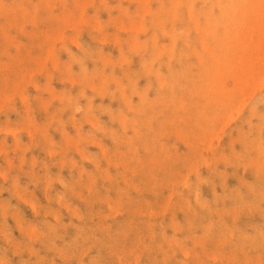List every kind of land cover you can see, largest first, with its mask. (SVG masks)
Wrapping results in <instances>:
<instances>
[{
    "label": "rangeland",
    "instance_id": "rangeland-1",
    "mask_svg": "<svg viewBox=\"0 0 264 264\" xmlns=\"http://www.w3.org/2000/svg\"><path fill=\"white\" fill-rule=\"evenodd\" d=\"M0 1V264H264V74L261 73H264V70L261 71L264 68L262 63L264 60V54H262L264 51L262 49L264 47L262 44L264 43V10H261L264 6V0H255V2L252 0L253 3L250 0L248 2L247 0H222V4L227 1V3L224 2L225 7H223L224 4L221 5V2H216L219 0H214V2H212L213 0H196L192 4L195 13L190 10L191 8L189 9L193 0H181L182 3L179 0H147V2L145 0H104L105 2L103 0ZM81 2H83V7ZM175 2L178 6L176 10H174ZM141 3L145 6L146 3L149 4L146 8L143 6L144 11ZM210 3H214L211 8H209ZM240 6L242 11L244 10L243 12L246 8L245 13L241 11ZM81 8H85V10L81 11ZM157 8L158 10L162 9L158 11ZM257 8L259 11L261 10V13ZM163 9L168 11L164 10V12ZM187 9L190 10L191 14ZM210 9L214 11V15L211 14L213 12L209 15L208 13L203 14L204 10L209 12ZM154 11L158 12L154 13ZM137 12L141 14H136ZM147 12H151V14ZM173 12L174 15L177 12L178 17L177 15H175L176 18L173 17ZM192 14L193 17H191ZM216 14H221V16L218 15V17ZM81 16L83 21L78 22L77 19L79 20ZM209 16L211 17L209 18ZM158 17L164 19H162L161 24V18L159 20ZM236 17L242 18L237 19ZM171 18L177 20L173 21ZM194 18L199 19L198 25L203 26L204 24V26H198L196 24L198 20H194ZM234 18H236L235 21ZM205 19L208 21L207 24ZM215 19L218 20L216 23ZM223 19L224 21H222ZM256 19L260 20L259 24ZM73 20H76L75 23H71ZM133 20L135 21L134 25L129 24L130 22L133 23ZM138 21L144 23L141 22L140 25ZM256 21L261 27L257 26ZM136 22H138L139 27L141 26L142 31L139 28L137 30ZM210 22L214 28H210ZM252 22L256 25L253 28L258 31V34L252 27L249 28V31L253 29L254 33L251 32L254 35L248 31V27L253 25ZM76 23L78 25H74ZM237 23L238 26H236ZM142 25L146 27L143 28ZM163 25L166 31H163L164 34L159 27H163ZM244 25H249L246 27L247 30ZM72 26L73 29H71ZM188 26L190 27L188 28ZM221 26L226 32L222 31ZM197 27L208 28L205 29L206 32L209 31L208 35L205 36L204 29L198 31ZM175 28L179 32L174 31ZM143 29L146 32H143ZM188 29L190 32L187 31L186 33ZM258 29L263 31L259 32ZM167 31H169V35ZM237 31L238 34L240 33L238 37ZM243 31L250 33L247 32L249 38H246L247 33L245 36ZM211 32L213 34L218 33L214 34V36L216 35L214 37L211 36ZM220 32H223L224 35L219 34ZM229 32L232 33L229 34ZM134 33L136 34L133 35ZM242 33L245 37H242ZM61 34L64 35V40L61 38ZM152 34L157 35V43L156 41L153 42L156 40V36ZM170 35L176 42H174L173 48L169 44L174 41ZM174 35H178V39ZM200 35L202 41L204 39L205 41H201ZM185 36L187 39L184 38ZM219 36L223 37L220 39ZM234 36L237 39H233ZM154 37L155 39H153ZM256 37H259L260 41ZM116 38L120 39L121 42L120 40L116 42ZM223 38V43L218 41V39L222 40ZM213 39L218 41L220 48L223 45L225 51L223 48H218ZM225 39L228 41L226 45ZM238 39L239 42L247 39L248 45L245 41H241L245 46L241 43L239 45L238 41L235 43V40ZM254 39L256 40L254 41ZM133 40L137 41V44ZM200 42L204 44V47L214 48L206 50ZM255 42L257 44L261 42L260 46L262 47L253 44ZM229 43H231L230 47ZM232 43H235L234 48ZM163 44H166V47H162ZM134 46L135 48H144H141L142 50L136 48V52ZM155 46L156 48H153ZM238 46L241 48L238 49ZM251 46L255 48L253 51H251ZM159 47L166 49L162 51ZM235 47L239 53H241L240 49L243 51L242 53H245V48L246 51L250 48V53L249 50L245 53L249 54L247 57L253 55L259 57V54H262V58L259 57L262 60L259 58L256 60L252 57L258 62L253 60L256 65L255 68L253 63L250 64L252 61L250 58L237 53L238 56L243 57V62H241L242 57L240 56L241 58H237L238 61L236 59L232 63L233 55L235 58L237 56L236 51H234ZM49 49L54 50L50 52ZM193 49L199 50L200 54L192 53ZM256 49H259L260 53ZM169 50L171 52H167ZM47 51L51 54L50 57ZM158 51L162 52L158 53ZM226 51L228 52L227 57L225 56L227 55L225 54ZM185 52L186 55H183ZM220 52L225 59L224 57L221 58V55L216 58ZM251 52L255 54L252 55ZM121 53H123V57H120L122 56ZM157 53L161 56H157ZM209 53H211L210 56ZM198 55L205 56L204 61L201 60L203 63L199 61V58H202H198ZM178 56H182L181 59ZM152 57L157 60H153ZM219 57L222 60L220 64L224 63L225 67L224 65H217L216 61L219 62ZM144 60L146 63L143 62ZM227 60H230V65H228ZM245 60L250 62L249 65L247 64L248 61ZM236 62L238 63L236 64ZM244 62L245 65L247 64L246 67L250 66L247 70L243 65L242 68L239 67ZM261 63L260 69L258 64L261 65ZM201 64L202 66H200ZM203 65H206V68ZM147 66L148 68H146ZM170 66L173 72H171ZM38 67L41 68L38 69ZM150 67L152 72L149 70V73L146 72ZM233 67L234 77L232 76ZM156 68L160 69L164 75L161 73L160 76L157 75L153 70ZM238 68L242 72L239 73L238 79L240 80L239 77L243 75L244 77L241 78L243 81L246 79L247 82L241 81L240 83L238 80L236 82ZM243 68L249 78L253 77L254 74V79L260 75L263 76L262 82L259 80L260 85L257 84L260 83L257 79L253 81L251 78V81L256 82V86L258 85L257 89L256 86L250 87L255 84L248 81L249 79L243 74L245 72ZM250 68L252 73L255 72L254 69L257 71V68L260 72L257 71L251 75L249 73ZM95 69L98 71L97 73ZM201 69L202 72H200ZM203 69L207 74L205 76H203ZM216 69H220L217 71L221 72V76L219 72L217 75L215 74ZM182 70L184 71L182 72ZM207 70L210 71L211 76H215V78L213 76L214 79ZM26 71L27 73H25ZM228 71V74H232L231 76H228ZM157 72L159 73V71ZM180 72L183 75L179 74ZM101 73L102 75H100ZM222 74L226 75L227 79L223 76L221 80ZM218 75L220 77H217ZM206 76H209L210 79ZM158 78L159 80H157ZM163 79L167 81L164 83ZM231 79L233 81L235 79L233 84L236 85V90ZM160 82L163 84L160 85ZM217 82L220 84L224 82L221 84V88ZM237 83L241 85L242 89L238 87ZM147 84L150 86L146 87ZM217 84L219 87H216ZM242 84L247 87L242 86ZM91 85L95 88H91ZM117 85L122 86L121 88L118 86V91ZM207 85L208 87L204 88ZM226 85L229 88L232 86L229 92L226 93V89L221 92V89L225 88ZM123 86H125V94L124 90L122 91ZM210 86L211 88H209ZM100 87L102 89L107 88L105 89L107 93H105L106 91L100 93L102 91ZM133 88L137 91H134L135 89L134 92L131 91ZM246 88L248 91L253 90L249 93ZM197 89H202L199 90L200 95ZM243 89L244 94L242 95ZM20 90H23V93L19 94ZM139 91L141 94L142 91L143 93L148 92L147 95L146 93L143 94V96L145 95L143 97L140 93H136ZM202 91L203 97H208H205V100L200 97ZM215 91L216 94H214ZM207 92H211L215 96L206 95ZM59 94L64 96H60V98L58 97ZM123 94L124 96H122ZM171 94L174 95L171 97L174 101L169 99ZM22 95H24L26 102L23 97L21 101ZM222 95L224 96L223 99L220 98ZM226 95H229L230 102L228 101L229 98H225ZM70 96L71 100H69ZM217 96L220 99L216 100L215 97ZM233 96L235 100H233ZM239 96H241L240 102L238 101ZM89 98L90 102L88 101ZM144 98L149 101L144 100ZM126 99L130 107L125 105L126 101L124 100ZM224 99H227V103H229L227 104ZM194 100L196 101L194 102ZM182 101L184 102L183 105ZM49 102L50 105H47ZM172 103L178 108L180 106V109H176ZM86 105L91 109H86ZM132 106H137V108ZM228 106L232 107L233 110L230 111ZM77 107L80 109L78 110ZM196 107L199 109L198 113L204 110V112H200L201 114L199 113L200 116L196 112ZM222 107L224 111H222ZM75 109L76 111H74ZM214 109L216 110L214 111ZM206 110L208 111L206 112ZM119 111L124 114L123 116L127 115L125 116L127 118L120 115ZM137 112L140 113L137 114ZM229 112L230 114L232 112L231 115L233 116L228 114ZM214 115L219 120L224 116L222 118L224 121L218 120L219 123H217ZM228 115L231 116H229L230 119L226 118ZM210 116H213V120L217 121H213L216 125L211 123L212 120L210 119L212 118ZM218 116L219 118H217ZM147 117L151 120L150 126ZM122 119L123 121H121ZM136 120L137 122H135ZM123 122H126V124L124 123L125 127L128 126L127 129L124 124L121 125L125 128L126 133L124 128L120 126ZM210 123L212 127L208 125ZM132 125L137 128L140 126L137 129L138 132L134 130L136 128ZM200 125H203L204 130L205 127L207 130L209 126L208 130L212 132V135L211 133L207 134L206 130L203 131L205 133L203 135ZM191 128L194 131L190 130ZM211 128L215 129L212 130ZM176 129L182 131H177V133ZM208 130L207 132H210ZM160 131H164V135ZM213 131L216 132L215 135ZM183 133H186L187 136L184 137ZM191 133L194 135L191 136ZM177 135L180 137L178 138ZM208 135L210 136L208 137ZM211 137L212 139H210ZM208 138L211 141H208ZM199 140L205 142L201 145ZM184 141L189 143L188 146ZM161 146L165 150L167 149L166 152H164V148L161 149ZM248 151L250 152L248 153ZM258 152H260L261 158ZM201 153L203 154L200 155ZM83 156L88 158L83 159ZM106 157L107 161L105 160ZM257 157L263 162H258ZM203 160L206 164L203 163ZM247 163L251 166L246 165ZM255 166L259 167L260 170L257 169V171ZM91 187L92 189L89 191ZM172 190L175 192L177 190V192ZM170 192L173 193L170 194ZM260 192L263 194L261 195ZM261 196L263 199L259 198ZM169 197L171 198L167 201ZM196 197L198 198L195 199ZM185 199L189 200L185 201ZM227 210L228 212H226ZM233 216H236L235 219ZM210 222L212 226H210ZM213 255H217V258Z\"/></svg>",
    "mask_w": 264,
    "mask_h": 264
},
{
    "label": "bare ground",
    "instance_id": "bare-ground-1",
    "mask_svg": "<svg viewBox=\"0 0 264 264\" xmlns=\"http://www.w3.org/2000/svg\"><path fill=\"white\" fill-rule=\"evenodd\" d=\"M92 1H93V0H92ZM103 1H104V0H103ZM139 1H140V0H139ZM142 1H143V0H142ZM145 1L147 2V0H145ZM173 1H174V0H173ZM179 1H181V0H179ZM179 1H178V2H179ZM187 1H189V0H187ZM191 1H192V0H191ZM191 1H190V2H191ZM195 1H196V0H193V1H192V3L190 4L191 7H190V5H189V9L191 8V9H190L191 11H193V9H194V5L192 6V4H193V2H195ZM205 1H206V0H205ZM211 1H212V0H211ZM215 1H216V0H215ZM250 1H252V0H250ZM0 2H1V1H0ZM88 2H89V1H88ZM101 2H102V1H101ZM104 2H105V1H104ZM104 2H103V3H104ZM148 2H149V1H148ZM171 2H172V1H171ZM184 2H186V1H184ZM207 2H208V1H207ZM212 2H214V0H213ZM216 2H217V3H220V2H221V5H223L224 2L227 3V1H224L223 4H222V0H221V1L219 0V2H218V1H216ZM216 2H215V3H216ZM228 2L231 3V1H228ZM247 2H248V0H247ZM254 2H255V0H254ZM51 3H52V2H51ZM84 3H85V6L87 7V4H86L87 2L85 1ZM144 3H145V2H144ZM181 3H182V1H181ZM230 3H229V4H230ZM236 3H237V1L235 2V4H236ZM242 3H243V2H242ZM250 3H251V2H250ZM252 3H253V1H252ZM79 4H80V3H79ZM82 4H83V2H81V5H82ZM89 4H90V3H89ZM174 4H175V7H174L173 5H172V6L175 8L174 10H176V9H177L176 7H178V6H177V3H176V2H175ZM179 4H180V2H179ZM187 4H188V3H187ZM213 4H214V3H213ZM213 4L210 3L209 8H211ZM235 4H234V5H235ZM238 4H239V3H238ZM238 4H237V5H238ZM247 4H248V3H247ZM141 5H142V10L144 11V9H145L149 4L147 5V3H146V6H145V5H143V3H141ZM162 5H163V3H162ZM164 5H165V4H164ZM204 5H205V4H204ZM250 5H251V4H250ZM260 5H262V4H260ZM143 6H145V8H143ZM217 6H218V4H217ZM219 6H220V5H219ZM238 6H239V5H238ZM252 6H253V5H252ZM82 7H83V5H82ZM86 7H85V8H86ZM162 7H163V6H162ZM192 7H193V8H192ZM223 7H225V4H224ZM231 7H232V6H231ZM263 7H264V6H263ZM263 7H262V8H263ZM85 8H81V11H83V9L85 10ZM123 8H124V7H123ZM158 8H159V7H158ZM158 8H157V10H158ZM243 8H245V7H243ZM248 8H249V7H248ZM253 8H254V7H253ZM255 8H256V6H255ZM255 8H254V9H255ZM262 8H261V10H264V9H262ZM25 9H26V8H25ZM124 9H125V8H124ZM160 9H162V8H160ZM160 9H159V10H160ZM167 9H168V7H167ZM189 9H187V10H189ZM200 9H201V8H200ZM207 9H208V8H207ZM219 9H221V8H219ZM224 9H225V8H224ZM226 9H227V8H226ZM229 9H230V8H229ZM240 9H241V6H240ZM250 9H251V8H250ZM136 10H137V8H136ZM159 10H158V11H159ZM164 10H166V9H163V11H164ZM190 10H189V13H190ZM210 10H211V9H210ZM213 10H214V9H213ZM247 10H248V9H247ZM257 10H258V8H257ZM261 10H260V11H261ZM147 11H148V10H147ZM158 11H157V12H158ZM167 11H168V10H166V12H167ZM171 11H172V10H171ZM241 11H242V9H241ZM243 11H244V10H243ZM243 11H242V12H243ZM258 11H259V10H258ZM260 11H259V12H260ZM25 12H26V11H25ZM148 12H149V11H148ZM148 12H147V13H148ZM151 12H153V11L151 10ZM151 12L148 13V14H151ZM157 12L154 11V13H157ZM164 12H165V11H164ZM193 12L195 13V10H194ZM211 12H213V13H211ZM216 12H217V11H216ZM219 12H220V11H219ZM237 12H238V11H237ZM245 12H246V8H245ZM245 12H243V13H245ZM68 13H69V12H68ZM82 13H83V12H82ZM84 13H85V11H84ZM84 13H83V14H84ZM139 13H140V12H139ZM139 13L137 12L136 14H139ZM154 13L152 14L153 16H154ZM176 13H177V12H175V15H177ZM189 13H188V14H189ZM199 13H200V12H199ZM204 13H205V14L208 13V15H209V13H211V14L214 15V11H212V10L209 11V12H205V10H204V11H203V14H204ZM232 13H233V12H232ZM235 13H236V12H235ZM239 13L241 14L240 11H239ZM239 13H238V15L240 16ZM255 13H258V12H255ZM260 13H261V12H260ZM69 14H70V13H69ZM83 14H81V15L83 16ZM127 14H128V12H127ZM140 14H141V13H140ZM143 14H144V12H143ZM143 14H142V15H143ZM172 14H173V17H175L174 12H173ZM190 14H191V13H190ZM203 14H202V15H203ZM211 14H210V15H211ZM258 14H259V13H258ZM258 14H257V15H258ZM67 15H68V14H67ZM156 15H157V14H156ZM159 15H160V14H159ZM159 15H158V16H159ZM168 15H169V13H168ZM208 15H207V16H208ZM216 15L218 16L219 14H216ZM230 15H231V13H230ZM230 15H229V16H230ZM235 15H236V14H235ZM255 15H256V14H255ZM257 15H256V16H257ZM259 15H260V14H259ZM68 16H69V15H68ZM82 16L79 17V20L77 19L78 22H79V21H83L82 18H83L84 16H83V17H82ZM126 16H127V15H126ZM140 16H141V15H140ZM149 16H150V15H149ZM204 16H206V15H204ZM211 16H212V15H211ZM211 16H209V18H210ZM219 16H221V14H220ZM219 16H218V17H219ZM232 16H233V14H232ZM241 16H242V14H241ZM253 16H254V15H253ZM127 17H128V16H127ZM144 17H145V16H143V18H144ZM156 17H157V16H156ZM156 17H155V18H156ZM171 17H172V16H171ZM177 17H178V15H177ZM189 17H190V16H189ZM189 17H188V18H189ZM191 17H193V14L191 15ZM215 17H216V16H215ZM227 17H228V16H227ZM233 17H234V16H233ZM242 17H243V16H242ZM242 17H239V18H242ZM57 18H58V17H57ZM60 18H61V17H60ZM141 18H142V17H141ZM160 18H161V17H160ZM160 18L158 17L159 20H160ZM175 18H176V17H175ZM198 18H199V17H198ZM198 18H197V19L194 18V20H198L197 23H196L197 25L199 24V23H198V22H199V19H198ZM236 18L239 19L238 17H236ZM236 18H234V21L236 20ZM246 18H247V17H246ZM254 18H255V17H254ZM254 18H253V19H254ZM259 18H260V17H259ZM263 18H264V17H263ZM115 19H116V18H115ZM144 19H145V18H144ZM162 19H163V18H161V20H160V24H161ZM166 19H167V17H166ZM189 19H190V18H189ZM207 19H208V17H207ZM207 19H205L206 21L204 20V21L206 22V24H207V22H208ZM213 19H214V16H213ZM213 19H212V21H213ZM218 19H219V18H218ZM249 19L251 20V17H249ZM253 19H252V21H254ZM121 20H122V19H121ZM134 20H135V19H134ZM134 20H133V23L130 22L129 24L134 25V22H135ZM152 20H153V19H152ZM152 20H151V21H152ZM163 20H164V19H163ZM171 20L174 21V20H177V19H174V18L172 19V18H171ZM194 20H193V21H194ZM208 20H209V19H208ZM215 20H216V19H215ZM215 20H214V21H215ZM230 20H231V19H230ZM232 20H233V19H232ZM241 20H243V19H241ZM256 20H257V19H256ZM263 20H264V19H263ZM32 21H33V20H32ZM75 21H76V20H75ZM75 21L73 20L71 23H73V22L75 23ZM84 21H85V19H84ZM94 21H95V20H94ZM122 21H123V20H122ZM142 21H143V20H142ZM142 21H141V22H142ZM217 21H218V20H216L215 23H216ZM219 21H220V19H219ZM222 21H224V19H223ZM245 21H246V20H245ZM257 21H258V24H259V21H260V20L258 19ZM257 21H256V24H257ZM68 22H70V21H68ZM95 22H96V21H95ZM111 22H112V21H111ZM120 22H121V21H120ZM120 22H119V23H120ZM138 22H140V21H138ZM138 22H136V25H137ZM141 22L138 23V24L141 25ZM171 22H172V21H171ZM191 22H192V21H191ZM194 22H195V21H194ZM230 22H231V21H230ZM71 23H70V24H71ZM80 23H81V22H80ZM80 23H79V25H80ZM96 23H97V22H96ZM119 23H117V24H119ZM122 23L124 24V22H122ZM127 23H128V22H127ZM142 23H144V22H142ZM152 23H153V22H152ZM222 23H223V22H222ZM231 23H232V22H231ZM240 23H241V22H240ZM245 23H247V22H245ZM249 23H250V22H249ZM249 23H248V24H249ZM252 23H253V22H252ZM260 23H261V25L263 24V23H262V20H261ZM66 24H67V23H66ZM193 24H194V23H193ZM196 24H195V25H196ZM224 24H225V22H224ZM224 24H222V25H224ZM258 24H257V26L259 27L260 25H258ZM74 25H78V24L76 23V24H74ZM94 25H96V24H94ZM94 25H93V26H94ZM115 25H116V24H115ZM173 25H174V24H173ZM197 25H196V26H197ZM208 25H209V24H208ZM208 25H207V27H208ZM210 25H211V27H210ZM210 25H209L210 28H212V27L214 26V25L212 26L211 22H210ZM218 25H221V24H218ZM240 25H241V24H240ZM245 25H246V24H245ZM245 25H244V26H245ZM22 26H23V25H22ZM48 26H49V25H48ZM48 26H47V27H48ZM97 26H98V24H97ZM124 26H125V25H124ZM128 26H130V25H128ZM198 26L203 27L204 24H203V26H202V25H198ZM215 26H217V25H215ZM236 26H238V23L236 24ZM248 26H249V25L245 26L244 28L246 29V27H248ZM254 26L256 27V25H254V23H253L252 26H249V27H248V31H249V28H250V27L253 28ZM52 27H53V26H52ZM59 27H60V26H59ZM70 27H71V26H70ZM94 27H95V26H94ZM116 27H117V26H116ZM118 27H119V26H118ZM118 27H117V28H118ZM134 27H135V26H134ZM140 27H141V26H140ZM140 27L137 25V30H138V28L140 29ZM142 27H143V25H142ZM145 27H146V26H145ZM145 27H143V28H145ZM159 27H161L160 29H162V32L165 31V27H164V25H163L164 28H163L162 26H159ZM174 27H175V26H174ZM189 27H190V26H188V28H189ZM201 27H197V28H198V31H201L202 29H204V30H205V29H208V28H201ZM221 27H222V26H221ZM225 27H226V24H225ZM227 27H230V26H227ZM260 27H261V26H260ZM262 27H263V26H262ZM48 28H49V27H48ZM95 28H97V27H95ZM95 28H94V29H95ZM100 28L102 29L101 26H100ZM100 28H99V29H100ZM129 28H130V27H129ZM131 28H133V27H131ZM135 28H136V27H135ZM171 28L173 29L172 25H171ZM200 28H201V29H200ZM213 28H214V27H213ZM235 28H236V27H235ZM237 28H239V27H237ZM240 28H243V27H240ZM252 28H251V29H252ZM53 29H54V28H53ZM71 29H73V26H72ZM78 29H79V28H78ZM94 29H93V30H94ZM97 29H98V28H97ZM125 29H127V28H125ZM133 29H134V28H133ZM147 29H148V27H147ZM160 29H159V30H160ZM163 29H164V30H163ZM195 29H196V28H195ZM199 29H200V30H199ZM230 29H232V28H230ZM251 29H250V30H251ZM253 29H254V28H253ZM253 29H252L251 31L254 33V30L256 31V29H254V30H253ZM263 29H264V28H263ZM79 30H80V29H79ZM128 30H129V29H128ZM184 30H185V29H184ZM228 30H229V28H228ZM239 30H240V29H239ZM239 30H238V31H239ZM242 30H243V29H242ZM242 30H241V31H242ZM246 30H247V29H246ZM258 30H259V29H258ZM260 30H261V28H260ZM260 30H259V32H262V31H263V30H262V31H260ZM61 31H62V30H61ZM61 31H59V32L61 33ZM129 31H130V30H129ZM131 31L135 32L134 30H131ZM140 31H142V30L140 29ZM144 31H145V29H143V32H144ZM174 31H178V30H176V28H175ZM187 31L190 32V29L186 30V33H187ZM222 31H223V27H222ZM238 31H237V37H238V35H240V33L238 34ZM248 31H247V32H248ZM251 31H249V32L252 34ZM62 32H64V31H62ZM145 32H146V31H145ZM165 32H166V31H165ZM178 32H179V31H178ZM184 32H185V31H184ZM195 32H196V31H195ZM204 32L206 33V34H205V36H206V35H208V32H209V31L206 32V30H205ZM223 32H226V30H224ZM223 32H220L219 34H222ZM243 32H244V34L247 33L246 31H243ZM249 32H248V33H249ZM257 32H258V31H256V33H257ZM154 33H155V32H154ZM167 33H168V35L170 34L169 31H167ZM167 33H166V34H167ZM173 33H174V32H173ZM176 33H177V32H176ZM200 33H202V32H200ZM217 33H218V32H217ZM217 33L215 32L214 34H217ZM231 33H232V32H231ZM231 33L229 32V34H231ZM248 33H247V37H246V38H249V37H248V36H249ZM250 33H249V34H250ZM51 34H52V32H51ZM51 34H50V35H51ZM135 34H136V33H134L133 35H135ZM155 34H156V33H155ZM155 34H154V35L152 34L153 36H156V40H153V42L156 41V43H157V35H155ZM163 34H164V32H163ZM182 34H183V33H182ZM182 34H181V35H182ZM197 34H199V33H197ZM214 34L211 32V36H212V35L214 36ZM219 34H218V35H219ZM225 34H226V33H225ZM242 34H243V33H242ZM244 34H243L242 37H245V36H246V34H245V36H244ZM257 34H258V33H257ZM261 34H262V33H261ZM8 35H9V34H8ZM50 35H48V36H50ZM171 35H172V33H171ZM171 35H170V36H171ZM222 35H224V34H222ZM252 35H254V34H252ZM252 35H250V36H252ZM263 35H264V33H263ZM5 36H6V35H5ZM51 36H52V35H51ZM63 36H64V35L61 34V38L64 40ZM164 36H165V35H164ZM177 36H178V35H176V36L174 35L175 38H176ZM202 36H203V38L205 37L203 34H202ZM215 36H216V35H215ZM215 36H214V37H215ZM229 36H230V35H229ZM229 36H228V37H229ZM257 36H258V35H257ZM10 37H11V35H10ZM54 37H55V36H54ZM59 37H60V36H59ZM178 37H179V36H178ZM178 37H177V39H178ZM188 37H189V36H188ZM200 37H201V35H200ZM219 37H220V36H219ZM222 37H223V36H222ZM222 37H220V39H221ZM230 37H231V36H230ZM235 37H236V36H234L233 39H234ZM240 37H241V36H240ZM260 37H261V36H260ZM52 38H53V37H52ZM61 38H60V39H61ZM135 38H136V37H135ZM184 38L187 39L186 36H185ZM208 38H209V37H208ZM212 38H213V37H212ZM212 38H211V39H212ZM224 38H225V37H224ZM224 38H223L222 40H219V39H218V41L222 42V41L224 40ZM226 38H227V37H226ZM250 38H251V37H250ZM256 38H258V40L260 39L259 37H256ZM9 39H10V38H9ZM131 39H132V38H131ZM133 39H134V38H133ZM153 39H155V37H154ZM171 39L174 40V38H173L172 36H171ZM188 39H189V38H188ZM200 39H201V41H202V37H201ZM205 39H206V37H205ZM205 39H204L203 41H205ZM215 39H216V38H215ZM215 39H213V40H215ZM235 39H237V38H235ZM241 39H242V38H241ZM251 39L253 40V38H251ZM46 40H47V39H46ZM57 40H58V39H57ZM117 40H118V39L116 38V42H117ZM119 40H120V39H119ZM119 40H118V41H119ZM216 40H217V39H216ZM216 40H215V41H216ZM225 40L227 41V39H225ZM230 40H231V39H230ZM246 40H247V39H244L243 41L240 40V42H239V39H238V40H235V43H238V42H239V45H240V43L242 44V42H244V41L246 42ZM255 40H256V39H254V41H255ZM258 40H257V41H258ZM53 41H54V40H53ZM58 41H59V40H58ZM133 41H135V40H133ZM133 41H132V42H133ZM171 41H172V40H171ZM171 41H170V42H171ZM203 41H202V42H203ZM206 41H207V39H206ZM218 41H216L217 44H215V43H214V44L217 45L218 48H220V46H218V44H219ZM226 41H224V42H225V45H226V43H228V41H227V42H226ZM236 41H238V42H236ZM241 41H242V42H241ZM247 41H248V40H247ZM257 41H256V42H257ZM259 41H260V40H259ZM54 42H55V41H54ZM120 42H121V40H120ZM136 42H137V41H135V43H136ZM144 42H145V41H144ZM172 42H173V43H169V44H171L170 46L173 48V45H175L176 42H175V40L172 41ZM174 42H175V43H174ZM202 42H200V43H202ZM229 42H230V41H229ZM232 42H233V41H232ZM256 42L253 43V44H255V45H257V46L259 47L261 42H260L259 44H257L258 42H257V43H256ZM263 42H264V39H263ZM48 43H49V42H48ZM118 43H119V42H118ZM135 43H134V44H135ZM142 43H143V42H142ZM186 43H188V42L186 41ZM186 43H185V44H186ZM204 43H206V42H204ZM222 43H223V42H222ZM235 43H232L233 46L231 45L233 48H234V44H235ZM246 43H247V42H246ZM119 44H121V43H119ZM136 44H137V43H136ZM153 44H154V43H153ZM169 44H168V45H169ZM206 44H207V43H206ZM230 44H231V43H229V47H230ZM262 44H264V43H262ZM18 45H20V44H18ZM158 45H159V44H158ZM160 45H161V44H160ZM163 45H164V46H162V47H166V46H165L166 44H163ZM187 45H188V47H189V44H187ZM203 45H204V44L202 43V46H203ZM209 45H210V44H209ZM209 45H208V46H209ZM220 45H222V44L220 43ZM236 45H237V44H236ZM242 45L245 46L244 43H243ZM242 45H241V46H242ZM246 45H248V43H247ZM255 45H253V46H255ZM50 46H51V45H50ZM53 46L55 47V45H53ZM144 46H145V43H144ZM146 46H147V44H146ZM152 46H153V45H152ZM170 46H169V47H170ZM193 46H194V45H193ZM211 46H212V45H211ZM241 46H240V47L238 46V49L241 48ZM132 47H133V46H132ZM160 47H161V46H160ZM160 47H159V48H160ZM174 47H175V46H174ZM225 47H226V46H225ZM261 47H262V46H260V48H261ZM17 48H18V46H17ZM51 48H53V47L51 46ZM121 48H122V47H121ZM136 48H137V47H136ZM136 48H135V46H134V49H135V50H136ZM141 48H142V47L137 48V49L142 50L144 47H143L142 49H141ZM153 48H156V46L153 47ZM167 48H168V47H167ZM192 48H193V47H192ZM192 48H191V49H192ZM203 48L207 50L208 48L211 49L212 47H207V46L204 47V46H203ZM213 48H214V47H213ZM213 48H212V49H213ZM222 48H223V50H224L223 45H222ZM222 48H220V49H222ZM233 48H232V49H233ZM247 48H248V47H247ZM250 48H252V46H251ZM250 48H249V49H250ZM145 49H146V48H145ZM160 49H162V48H160ZM165 49H166V48L162 49V51H164ZM209 49H208V50H209ZM215 49H217V48H215ZM232 49H231V51H232ZM236 49H237V48L235 47L234 51H236ZM238 49H237V50H238ZM243 49H244V47H243ZM249 49H248V50H249ZM254 49H255V48H252L251 51H253ZM262 49H264V47H262ZM51 50H54V49H49L50 52H51ZM121 50H123V48H122ZM139 50H138V51H139ZM155 50H156V49H155ZM158 50H159V49H158ZM172 50H173V49H172ZM197 50H198V49H197ZM227 50H228V49H227ZM248 50L246 51V48H245L244 52L246 53V52H248ZM260 50H261V49H260ZM49 51H47V53H48ZM152 51H153V50H152ZM162 51H158V53H159V52H162ZM173 51H174V50H173ZM193 51H194V52H193ZM193 51H192V53H195V52H197V54L199 53V50L196 51V49H195V50L193 49ZM203 51H204V50H203ZM210 51H213V50H210ZM214 51H216V50H214ZM220 51L222 52V50H220ZM224 51H225V50H224ZM229 51H230V50H229ZM234 51H233V52H234ZM256 51H259V49H258V50L256 49ZM256 51H255V52H256ZM121 52H122V51H121ZM136 52H137V50H136ZM154 52L156 53V51H154ZM167 52H171V51L169 50V51H167ZM207 52H209V51H207ZM221 52L218 53L217 57H216V56H215V57L218 58V56L221 55V58H223L224 56H222ZM226 52H227V51H226ZM240 52H241V53H239L238 51H236L235 54H236V55H237V53H239V54H243L242 56H244V57H246V58H250V60H252L251 63H250L248 60H245V61H248L247 64L250 63L251 65H252V63L254 64L255 62H257L256 60H258V59H256V58H259V57L262 56V54H264V51H263V53L261 52L262 54H259V53H260V51H259L258 54H259L260 56H259L258 54H256V55L259 56V57H254L253 54H255V53H254V52H253V53L251 52L252 55H253L252 57H254V58L256 59V60H254V58L252 59L251 56H248V57H247V54H248V53H247V54L242 53L243 51H241V49H240ZM158 53H157V54H158ZM165 53H166V52H165ZM174 53H175V52H174ZM204 53H205V52H204ZM211 53H212V52H211ZM211 53H209V56H210ZM229 53H230V52H229ZM249 53H250V50H249ZM48 54H49V53H48ZM121 54H122V56H120V57H123V53H121ZM168 54H169V53H168ZM199 54H200V53H199ZM206 54H207V53H206ZM212 54H213V53H212ZM225 54H227V55H225V56L227 57V56H228V52L225 53ZM50 55H51V54H49V57H50ZM159 55H160V54H158L157 56H159ZM171 55H172V54H171ZM173 55H174V54H173ZM183 55H186V52H185ZM188 55H189V52H188ZM213 55H214V54H213ZM215 55H216V54H215ZM223 55H224V54H223ZM229 55H230V54H229ZM232 55H233V53H232ZM245 55H246V56H245ZM248 55H249V54H248ZM52 56H53V55H52ZM153 56H154V54H153ZM160 56H161V55H160ZM166 56H167V55H166ZM192 56H194V55H192ZM207 56H208V55H207ZM209 56H208V57H209ZM233 56H234V58H233V60H232V61H233L232 63H234V61H236V59H237L238 57H240L241 55H239V56L237 55L236 58H235V55H233ZM233 56H232V57H233ZM242 56H241V57H242ZM49 57H48V58H49ZM169 57H170V56H169ZM181 57H182V56H181ZM181 57L178 56V58H180V59H181ZM195 57H196V54H195ZM199 57H201L202 59H200ZM204 57H205V56H204ZM204 57L198 55L199 61H201V60L204 61V60H203ZM212 57H213V56H212ZM241 57H240V58H241ZM22 58H23V57H22ZM35 58H37V57L35 56ZM44 58H45V57H44ZM44 58H43V59H44ZM48 58H46V59L48 60ZM152 58H153V57H152ZM155 58H156V56H155ZM155 58H153V60H155ZM185 58H186V57H185ZM210 58H211V57H210ZM216 58H215V59H216ZM219 58H220V57H219ZM221 58L219 59V62H218V60L216 61V62L218 63L217 65H221V66L224 65V63L220 64V61H222ZM240 58H239V60H240ZM261 58H262V57H261ZM120 59H121V58H120ZM170 59H171V58H170ZM170 59H169V60H170ZM173 59H174V58H173ZM224 59H225V57H224ZM229 59H230V58H229ZM259 59H260V58H259ZM263 59H264V58H263ZM47 60H46V61H47ZM118 60H119V58H118ZM156 60H157V59H156ZM156 60H155V61H156ZM158 60H159V59H158ZM171 60H172V59H171ZM211 60H212V59H211ZM253 60H254L255 62H254ZM260 60H262V59H260ZM260 60H259V63L261 62ZM36 61H37V60H36ZM202 61H201V62H202ZM225 61H226V60H225ZM225 61H224V62H225ZM237 61H238V59H237ZM263 61H264V60H262V63H263V66H264V62H263ZM43 62H44V61H43ZM143 62H145V60H144ZM178 62H179V60H178ZM227 62H228V65L231 64L230 60H229V61L227 60ZM229 62H230V64H229ZM241 62H243V57H242ZM37 63H38V61H37ZM52 63H53V62H52ZM145 63H146V62H145ZM151 63H153V62L151 61ZM165 63H166V62H165ZM169 63H171V62H169ZM202 63H203V62H202ZM213 63H214V65H215V67H216V64H215L214 61H213ZM213 63H212V64H213ZM237 63H238V62H236V64H237ZM257 63H258V62H257ZM262 63H261V65L258 64L259 67H258V65H257V67H258V68H260V66L262 67ZM45 64H46V63H45ZM174 64H175V63H174ZM183 64H184V62H183ZM199 64H200V63H199ZM199 64H198V65H199ZM247 64H246V65H247ZM53 65H54V63H53ZM143 65H144V63H143ZM180 65H181V64H180ZM226 65H227V63H226ZM234 65H235V64H234ZM238 65H239V64H238ZM242 65H243V67L245 66L244 68H246V70L250 67V66H249V67H246L245 62H244V64L241 63V66L239 65V67L242 68ZM248 65H249V64H248ZM254 65H255V64H254ZM2 66H3V65H2ZM106 66H107V65H106ZM150 66H151V65H150ZM152 66H153V65H152ZM152 66H151V67H152ZM200 66H202V64H201ZM203 66H204V65H203ZM210 66H211V65H210ZM231 66H232V65H231ZM6 67H7V66H6ZM6 67H5V68H6ZM151 67H150V68H151ZM167 67H168V66H167ZM207 67H208V65H207ZM219 67H220V66H219ZM224 67H225V65H224ZM235 67H236V66H235ZM5 68H4V69H5ZM39 68H41V67H38V69H39ZM43 68H44V67H43ZM43 68H42V69H43ZM144 68H145V67H144ZM146 68H148V66H147ZM150 68L147 69L146 72H148V70H149V72H150V71L152 70V68H151V69H150ZM158 68H160V67L158 66ZM158 68H156V70L159 71V73H158L155 69H153V70L157 73V75H159L160 73L163 74L162 72H160V69L158 70ZM168 68H169V67H168ZM183 68H184V67H183ZM204 68H206V65L204 66ZM212 68L214 69L213 65H212ZM228 68L230 69V67H228ZM244 68H243V69H244ZM255 68H256V65H255ZM258 68H257V71L260 72V71L258 70ZM25 69H26V68H25ZM38 69H36V70H38ZM101 69H102V68H101ZM181 69H182V68H181ZM210 69H211V67H210ZM213 69H211V70H213ZM221 69H223V68H221ZM238 69H239V70H238V71H239L238 74H237V72H236V74H237V79H236V77H235V79H236V82H237V80H238V82L240 81V83H241V81H243V78H241L243 75L240 74L241 77H239V78H240V80H239V79H238L239 73H242V72H240V68H238ZM260 69H261V68H260ZM43 70H44V69H43ZM43 70H42V71H43ZM170 70H171V66H170ZM170 70H169V71H170ZM203 70H204V69H203ZM208 70H209V68H208ZM208 70H207V72H208ZM214 70H215V69H214ZM214 70H213V72H214ZM217 70H220V69H216V71H215V74H216V75H217V73L219 72V71H217ZM230 70H231V69H230ZM236 70H237V69H236ZM250 70H251V68H250ZM254 70H255V72H253V73H257L256 69H254ZM254 70H253V71H254ZM263 70H264V68L261 69V71H263ZM20 71H21V70H20ZM95 71H96V69H95ZM103 71H104V70H103ZM154 71H153V72H154ZM183 71H184V70H182V72H183ZM241 71H243V70H241ZM244 71H245V69H244ZM29 72H30V70H29ZM32 72H33V71H32ZM35 72H37V71H35ZM83 72H84V70H83ZM97 72H98V71H96V73H97ZM99 72H100V71H99ZM101 72H102V71H101ZM144 72H145V71H144ZM149 72H148V73H149ZM151 72H152V71H151ZM171 72H173V71L171 70ZM171 72H170V73H171ZM175 72H176V71H175ZM200 72H202V69L200 70ZM203 72H204V75H203V76H205L206 71L204 70ZM233 72H234V67H233L232 73H233ZM23 73H24V72H23ZM25 73H27V71H26ZM25 73H24V74H25ZM33 73H34V72H33ZM33 73L31 74L32 76H33ZM40 73H41V72H40ZM177 73H178V71H177ZM177 73H176V74H177ZM220 73H221V72H219V74H220ZM222 73H223V71H222ZM228 73H229V71L227 72V74H228ZM246 73H247L246 71L243 72L244 75H246ZM249 73H251V75H253L252 70H251ZM261 73H262V75L264 74L263 72H261ZM83 74H84V73H83ZM90 74H91V73H90ZM161 74H160V75H161ZM172 74H173V73H172ZM179 74H182V73L180 72ZM188 74H189V73H188ZM192 74H193V73H192ZM196 74H197V73H196ZM208 74L210 75V71L208 72ZM212 74H213V73H212ZM224 74H226V73H224ZM224 74H222V78H221V80L223 79V76H224V77L226 76V75H224ZM84 75H85V74H84ZM93 75H94V74H93ZM100 75H102V73H101ZM154 75L156 76V74H154ZM160 75H159V76H160ZM163 75H164V74H163ZM174 75H175V74H174ZM182 75H183V74H182ZM182 75H180V76H182ZM206 75H207V74H206ZM231 75H232V74H228V76H231ZM249 75H250V74H249ZM259 75H260V74H259ZM262 75H260V76H261V78H260V76H258V75L256 74V76H258L260 79H259L258 77H255V79H257L258 81L261 80V82H262V77H263ZM4 76H5V75H4ZM29 76H30V75H29ZM85 76H86V75H85ZM95 76H96V75H95ZM147 76H148V75H147ZM147 76H146V77H147ZM165 76H166V75H165ZM165 76H163V77H165ZM171 76H173V75H171ZM177 76H178V74H177ZM185 76H187V75H185ZM210 76H211V75H210ZM213 76H214V75H213ZM213 76H211V77L213 78ZM220 76H221V74H220ZM220 76L218 75L217 77H220ZM232 76H233V77L235 76L234 73H233ZM254 76H255V74L253 75V77H254ZM21 77H23V76H21ZM25 77H26V76H25ZM156 77H157V76H156ZM178 77H179V76H178ZM207 77H209V76H206V78H207ZM226 77H227V76H226ZM226 77H225V78H226ZM243 77H244V76H243ZM245 77H246L247 79H249V80H248L249 82L251 81V78L253 79V81H256L252 76L249 78V77H248V74H247ZM102 78H103V76H102ZM161 78H162V76L160 77V79H161ZM181 78H182V77H181ZM201 78H202V76H201ZM214 78H215V76H214ZM214 78H213V79H214ZM23 79H24V77H23ZM23 79H22V80H23ZM164 79H165V78H164ZM164 79H163V81H164ZM191 79H192V77H191ZM191 79H190V80H191ZM203 79H205V77H203ZM203 79H202V80H203ZM208 79H210V77H209ZM208 79H206V80L208 81ZM213 79H212V80H213ZM219 79H220V78H219ZM226 79H227V78H226ZM229 79H230V77H229ZM229 79H228V80H229ZM235 79H234V81H235ZM22 80H20V81H22ZM28 80H30V79H28ZM157 80H159V78H158ZM175 80H176V79H175ZM184 80H185V79H184ZM198 80H199V77H198ZM216 80H218V78H216ZM231 80H232V85L234 86V84H233L234 81H233V79H231ZM163 81H161V82H163ZM165 81H167V80H165ZM165 81H164V83H165ZM207 81H206V82H207ZM213 81H214V80H213ZM245 81L247 82L246 79H245ZM245 81H243V82H245ZM253 81H251L252 84L254 83ZM28 82H29V81H28ZM30 82H31V80H30ZM103 82H105V81H103ZM161 82H160V83H161ZM171 82H172V81H171ZM171 82H170V83H171ZM220 82H221V81H220ZM259 82H260V81H259ZM261 82H260V83H257V84L260 85ZM6 83H7V82H6ZM173 83H174V82H173ZM202 83H204V82H202ZM217 83H219V82H217ZM222 83H224V82H222ZM222 83H221V84H222ZM227 83H229V82H227ZM255 83H256V82H255ZM255 83H254V84H255ZM15 84H17V83H15ZM18 84H19V83H18ZM28 84H29V83H28ZM83 84H84V83H83ZM83 84H82V85H83ZM103 84H104V83H103ZM162 84H163V83H161L160 85H162ZM174 84H175V83H174ZM185 84H186V83H185ZM206 84H207V83H206ZM214 84H215V83H214ZM214 84H212V85H213V87L215 88ZM219 84H220V83H219ZM221 84H220V85H221ZM237 84H238V83H237ZM245 84H246V83H245ZM245 84H242V86H244ZM120 85H121V84H120ZM171 85H172V83L170 84V87L172 88ZM204 85H205V84H204ZM208 85H209V84H208ZM208 85H207L206 87L204 86V88H207ZM227 85H228V84H227ZM227 85H226L225 88L223 87V89H221V90H222L221 92L225 91L224 89L227 90V91H225L226 93L229 92V89H230L232 86H230V88H229V86L227 87ZM238 85H239V84H238ZM238 85H237V86H238ZM246 85H247V84H246ZM246 85H245V87H247ZM6 86H7V85H6ZM24 86H25V85H24ZM27 86H28V85H27ZM84 86H85V84H84ZM118 86H119V85H117V91H118ZM148 86H150V85L147 84L146 87H148ZM179 86H181V85H179ZM200 86H202V85L200 84ZM224 86H225V84H224ZM240 86H241V85H239L238 87H240ZM249 86H250V85H249ZM255 86H256V84L253 85V86L251 85L250 87L254 88ZM90 87H91V88H93V87L95 88V86H93V85H91ZM119 87L121 88L122 86H119ZM124 87H125V86H123L122 91L124 90ZM146 87H143V88H146ZM162 87H163V86H162ZM184 87H185V85H184ZM184 87H183V88H184ZM198 87H199V86H198ZM216 87H219V85L217 84ZM221 87H222V85L220 86V88H221ZM238 87H237V88H238ZM245 87H244V88H245ZM257 87H258V85L256 86V89H257ZM21 88H22V87H21ZM36 88H37V87H36ZM100 88L102 89V87H100ZM135 88H136V87H135ZM135 88L131 89V91H133ZM180 88H182V87H180ZM193 88L195 89V87H193ZM199 88H200V87H199ZM202 88H203V86H202ZM209 88H211V86H210ZM220 88H219V89H220ZM234 88H235V90H236V85L234 86ZM240 88H241V87H240ZM16 89L18 90V88H16ZM19 89H20V88H19ZM105 89H107V88H105ZM105 89H102V91H100V93H102L103 91H106ZM160 89H161V86H160ZM215 89H216V88H215ZM238 89H239V88H238ZM241 89H242V88H241ZM241 89H240V90H241ZM246 89H247V88H246ZM250 89H251V88H250ZM250 89H249V90H250ZM256 89H254V90H256ZM14 90H15V89H14ZM48 90H49V89H48ZM92 90H93V89H92ZM99 90H100V89H99ZM120 90H121V89H120ZM143 90H144V89H143ZM146 90H147V89H146ZM169 90H171V89L169 88ZM172 90H173V89H172ZM181 90H182V89H181ZM192 90H193V89H192ZM197 90H198V89H197ZM199 90H200V89H199ZM199 90H198V91H199ZM201 90H202V89H201ZM201 90H200V91H201ZM208 90H209V89H208ZM235 90H234V91H235ZM240 90H238V91H240ZM252 90H253V89H252ZM252 90H250V91L252 92ZM20 91H21V90H20ZM22 91H23V90H22ZM22 91H21L19 94L23 93ZM81 91H82V90H81ZM93 91H94V90H93ZM108 91H109V90H108ZM117 91H116V92H117ZM134 91H137V90L135 89ZM134 91H133V92H134ZM188 91L190 92V90H188ZM194 91H195V90H194ZM200 91H199V95H200ZM205 91H207V90H205ZM209 91H210V90H209ZM212 91H214V89H212ZM212 91H211V92H212ZM217 91H218V90H217ZM238 91H237V92H238ZM242 91H243V93H242L241 91H240V92H241V94L243 95V94H244V89H243ZM247 91H248V89H247ZM247 91H245V92L247 93ZM250 91H248V92L250 93ZM11 92H12V91H11ZM119 92H120V91H119ZM147 92H148V91H147ZM147 92L145 91L146 95H147ZM189 92H188V93H189ZM191 92H192V91H191ZM196 92H197V91H196ZM211 92H210V93H211ZM219 92H220V90H219ZM219 92H218V93H219ZM221 92H220V93H221ZM230 92H231V91H230ZM14 93H15V91H14ZM81 93H82V92H81ZM100 93H99V94H100ZM105 93H107V91H106ZM136 93H140V94H141L140 91H139V92H136ZM145 93H143V91H142V94H141V95L143 96V94H145ZM197 93H198V92H197ZM197 93H196V94H197ZM201 93H202V96H200V97H203V96H204V95H203V91H202ZM210 93L207 92L206 95H207V94L212 95V93H211V94H210ZM218 93H217V94H218ZM233 93H234V92H233V89H232V94H233ZM246 93H245V94H246ZM60 94H62V93H60ZM60 94L58 95V97H60V96H61V97L64 96V95H60ZM63 94H64V93H63ZM113 94H114V92H113ZM124 94H125V90H124ZM124 94H123L122 96H124ZM130 94H131V93H130ZM173 94H174V93H173ZM193 94L195 95L194 92H193ZM204 94H205V92H204ZM214 94H216V91L214 92ZM228 94H229V93H228ZM11 95H14V94H11ZM55 95H57V94H55ZM69 95H70V93H69ZM83 95H84V92H83ZM111 95H112V94H111ZM126 95H128V94H126ZM141 95H140V96H141ZM191 95H192V94H191ZM194 95H193V96H194ZM218 95H219V94H218ZM220 95H221V94H220ZM234 95H235V94H234ZM236 95H237V94H236ZM238 95H239V92H238ZM5 96H6V95H5ZM23 96H24V95H22V96L20 97V98H21V101H22V97H23ZM51 96L54 97L53 95H51ZM144 96H145V95H144ZM144 96H143V97H144ZM173 96H174V95H173ZM173 96H172V94H171L169 99L172 100L171 97H173ZM189 96H190V95H189ZM212 96H213V95H212ZM214 96H215V95H214ZM214 96H213V97H214ZM224 96H225V94H224ZM224 96L222 95L220 98H222V97H224ZM228 96H229V95H226L225 98H229ZM230 96H231V94H230ZM244 96H245V95H244ZM244 96H243V97H244ZM12 97H13V96H12ZM55 97H56V96H55ZM61 97H60V98H61ZM84 97H85V96H84ZM125 97H127V96H125ZM146 97H147V96H146ZM186 97H188V95H186ZM196 97H197V96H196ZM205 97H207V96H205ZM205 97H203L204 100H205ZM213 97H211V99H213ZM218 97H219V96L215 97V98H217L216 100L220 99V98H218ZM235 97L237 98V96H235ZM240 97H241V96H239L238 101H239ZM3 98H4V97H3ZM64 98H65V97H64ZM64 98H63V99H64ZM69 98H70L69 100H71V96H70ZM121 98H122V97H121ZM149 98H151V97H149ZM203 98H201V99H203ZM207 98H208V97H207ZM209 98H210V96H209ZM215 98H214V99H215ZM233 98H234V96H233ZM233 98H231V99H233ZM10 99H11V97H10ZM23 99H24V101L26 102V100H25L24 97H23ZM66 99H67V98H66ZM124 99H125V98H124ZM127 99H128V98H127ZM127 99L124 100V101H126V104H125V105L130 107V105L127 104ZM147 99H148V97H147ZM180 99H181V98H180ZM222 99H223V98H222ZM242 99H243V98H242ZM77 100H78V99H77ZM87 100H88V99H87ZM139 100H140V103H141V101H142L141 97L139 98ZM144 100H146V99L144 98ZM163 100H164V99H163ZM224 100H225V99H224ZM224 100H219V101H224ZM233 100H235V98H234ZM233 100H232V101H233ZM240 100H241V99H240ZM60 101L62 102V100H60ZM63 101H64V100H63ZM67 101H68V100H67ZM88 101L90 102V98H89ZM146 101H149V100H146ZM146 101H145V102H146ZM159 101H161V100L159 99ZM168 101H169V100H168ZM172 101H174V100H172ZM179 101H180V100H179ZM183 101L186 102L185 100H183ZM183 101H182V105L184 104ZM195 101H196V100H194V102H195ZM208 101L210 102V99H209ZM225 101H226V103H227V99H226ZM228 101L230 102V98L228 99ZM89 102H88V104H89V106H90V103H89ZM176 102H177V101H176ZM180 102H181V101H180ZM194 102H193V103H194ZM204 102H205V101H204ZM214 102H215V101H214ZM217 102H218V101H216V103H217ZM229 102H228V103H229ZM239 102H240V101H239ZM3 103H4V102H3ZM3 103H1V104H3ZM44 103H45V102H44ZM151 103H152V102H151ZM162 103H163V102H162ZM169 103H170V102H169ZM174 103H175V102H174ZM174 103H172V106L175 105ZM197 103H198V102H197ZM202 103H203V101H202ZM205 103H206V102H205ZM218 103H219V102H218ZM222 103L224 104V102H222ZM228 103H227V104H228ZM232 103H233V102H232ZM131 104H132V103H131ZM148 104H149V102H148ZM173 104H174V105H173ZM178 104H179V103H178ZM198 104H200V103H198ZM198 104H197V105H198ZM210 104H211V103H210ZM220 104H221V103H220ZM227 104H225V105H227ZM238 104H239V103H238ZM4 105H5V104H4ZM4 105H2V106H4ZM25 105H26V104H25ZM47 105H50V102L47 103ZM141 105H143V104H141ZM176 105H177V104H176ZM180 105H181V104H180ZM182 105H181V109L183 108ZM203 105H204V104H203ZM203 105H201V106H203ZM206 105H207V104H206ZM206 105H205V106H206ZM212 105H213V104H212ZM221 105H222V104H221ZM230 105L232 106L231 103H230ZM236 105H237V104H236ZM45 106H46V104L44 105V107H45ZM75 106H76V104H75ZM86 106L88 107V105H86ZM86 106H85V107H86ZM137 106H138V105H137ZM137 106H136V107H135V106H134V107L132 106V107L136 109ZM151 106H152V105H151ZM166 106H167V105H166ZM190 106H191V105H190ZM194 106H195V104H194ZM205 106H204V107H205ZM208 106H209V105H208ZM213 106H214V105H213ZM216 106H218V105H216ZM222 106L224 107V105H222ZM233 106H234V105H233ZM239 106H240V105H239ZM47 107H48V106H47ZM87 107H86V109H91V107H88V108H87ZM129 107H128V108H129ZM132 107H131V109H132ZM142 107H143V106H142ZM174 107H175L176 109L178 108L177 106H174ZM214 107H215V106H214ZM218 107L220 108L221 106H218ZM223 107H222V111H224V110H223ZM228 107H229V106H228ZM77 108H78V110L80 109L79 107H77ZM161 108H162V107H161ZM206 108H207V107H206ZM231 108H232V107H231ZM231 108L229 107V110H230V111L233 110V109H231ZM1 109H3V108H1ZM139 109H140V108H139ZM178 109H180V106H179ZM184 109H185V107H184ZM196 109H197L196 112L198 113V110H199V109H198L197 107H196ZM200 109H201V108H200ZM207 109H208V108H207ZM234 109H235V108H234ZM253 109H254V108H253ZM46 110H47V109H46ZM59 110H60V109H59ZM78 110H77V111H78ZM128 110H130V108H129ZM201 110H203V108H202ZM208 110H209V109H208ZM208 110H206V112H207ZM215 110H216V109H214V111H215ZM219 110H220V109H219ZM225 110H226V109H225ZM237 110H238V109H237ZM74 111H76V109H75ZM138 111H140V110H138ZM181 111H185V110H181ZM226 111H227V110H226ZM226 111H225V112H226ZM234 111H235V110H234ZM129 112H130V111H129ZM135 112H136V111H135ZM140 112L142 113V111H140ZM140 112H137V114H139ZM162 112H163V111H162ZM162 112H161V113H162ZM173 112H174V110H173ZM200 112H201V111H200ZM200 112H199V113H200ZM202 112H204V110H203ZM202 112H201V113H202ZM210 112H211V110H210ZM217 112H218V109H217ZM217 112H216V113H217ZM232 112H233V111H232ZM232 112H231V114H232ZM199 113H198V115H199ZM201 113H200V114H201ZM219 113H220V111H219ZM85 114H86V113H85ZM119 114L122 115V116L124 115V114L121 113V111H119ZM119 114H117V115H119ZM173 114H174V113H173ZM209 114H210V113H209ZM214 114H215V112H214ZM222 114H223V113H222ZM224 114H225V113H224ZM224 114H223V115H224ZM226 114H227V112H226ZM228 114H230V112H229ZM231 114H230V115H231ZM233 114H234V112H233ZM27 115H28V112H27ZM87 115H88V114H87ZM117 115H116V116H117ZM152 115H153V114H152ZM159 115H160V113H159ZM211 115H213V114H211ZM215 115H217V114H215ZM215 115H214V116H215ZM230 115H228L226 118H229ZM92 116H93V115H92ZM112 116H113V114H112ZM125 116H127V115H125ZM125 116H123V117H125ZM186 116H187V115H186ZM199 116H200V115H199ZM205 116H207V114H205ZM231 116H233V115H231ZM231 116H230V117H231ZM87 117H88V116H87ZM87 117H86V119H88ZM119 117H120V116H119ZM182 117H183V115H182ZM202 117H203V115H202ZM202 117H201V118H202ZM210 117L212 118L213 116H210ZM210 117H209V118H210ZM223 117H224V116H222V118H223ZM52 118L54 119L53 115H52ZM74 118H75V117L73 116V120H74ZM121 118H122V117H121ZM121 118H120V119H121ZM125 118H127V117H125ZM152 118H153V116H152ZM180 118H181V117H180ZM199 118H200V117H199ZM203 118H204V117H203ZM207 118H208V117H207ZM207 118H205V119L207 120ZM214 118L216 119V116H215ZM217 118H219V116H218ZM220 118H221V116H220ZM222 118H221V120H219V119H216V120H217V121L219 120L220 122H222V121H224V120H222ZM123 119H124V118H123ZM123 119H122L121 121H123ZM147 119L149 120L148 117H147ZM147 119H146V120H147ZM153 119H154V118H153ZM178 119H179V118H178ZM229 119H230V118H229ZM28 120H29V119H28ZM54 120H55V119H54ZM113 120H114V119H113ZM130 120H131V119H130ZM210 120H212L211 123H214L213 121H215V120H213V118L210 119ZM124 121H126V120H124ZM141 121H142V120H141ZM144 121H145V120H144ZM149 121H150V122H149ZM149 121H147V122H149V126H150L151 120H149ZM166 121H167V120H166ZM204 121H205V120H204ZM217 121H215V122H217ZM219 121H218L217 123H219ZM227 121H228V120H227ZM60 122H61V121H60ZM74 122H75V120H74ZM133 122H134V119H133ZM135 122H137V120H136ZM170 122H171V121H170ZM205 122H206V121H205ZM120 123H121V122H120ZM124 123L126 124V122H123L122 124H120V126L123 125ZM141 123H144V122H141ZM141 123H140V124H141ZM166 123H167V122H166ZM168 123H169V121H168ZM196 123H197V122H196ZM211 123L208 124V125H210V126L212 127ZM118 124H119V123H118ZM125 124H124V127H125ZM132 124H134V123H132ZM171 124H172V122H171ZM175 124H176V123H175ZM178 124H179V123H178ZM194 124H195V121H194ZM214 124L216 125V123H214ZM63 125H64V124H63ZM143 125H144V124H143ZM133 126L135 127V125H132V127H133ZM136 126H137V124H136ZM141 126H142V124H141ZM145 126H146V125H145ZM171 126H172V125H171ZM200 126H202V128H201V129H202V132L206 130V127H205V130H204L203 125H200ZM98 127H99V126H98ZM98 127H97V128H98ZM124 127L121 126V128H124ZM127 127H128V126H127ZM127 127H125V128H127ZM139 127H140V126H139ZM139 127H138V128H139ZM143 127H144V126H143ZM146 127H147V126H146ZM151 127H152V126H151ZM173 127H174V126H173ZM195 127H196V126H195ZM94 128H96V127H94ZM125 128H124V130H125ZM135 128H136V129H134V128H132V129H134V130L137 131L138 128H137V127H135ZM176 128H177V126H176ZM215 128H216V127H215ZM215 128H213V129L211 128V129L214 130ZM218 128H219V127H218ZM127 129H128V128H127ZM208 129H209V126H208L207 130H208ZM147 130H148V129H147ZM149 130H152V129H149ZM190 130H193V131H194L193 128H191ZM207 130H206V133H207V134H208V133H211V135H212V132H211L210 130H208V131H210V132H207ZM104 131H105V130H104ZM175 131L177 132L178 130L176 129ZM180 131H182V130H180ZM180 131H178V132H180ZM184 131H185V130H184ZM115 132H116V131H115ZM137 132H138V131H137ZM139 132H140V130H139ZM148 132H149V131H148ZM163 132H164V131H163ZM163 132L160 131L161 134H162ZM166 132H168V131L166 130ZM178 132H177V133H178ZM185 132H186V131H185ZM125 133H126V130H125ZM135 133H136V132H135ZM213 133H214V135L216 134L215 131H213ZM218 133H219V132H218ZM138 134H140V133H138ZM161 134H160V135H161ZM181 134H182V133H181ZM183 134H184V135H183L184 137L187 136L186 133H183ZM199 134H200V133H199ZM204 134H205V133L203 132V135H204ZM163 135H164V133H163ZM163 135H162V136H163ZM168 135H169V134H168ZM168 135H167V136H168ZM189 135H190V134H189ZM189 135H188V136H189ZM193 135H194V134L191 133V136H193ZM162 136H160V137L162 138ZM177 136H178V138L180 137V135H177ZM197 136H198V135H197ZM209 136H210V135H208V137H209ZM79 137H80V136H79ZM79 137H78V138H79ZM194 137H195V136H194ZM199 137H200V136H199ZM199 137H198V138H199ZM203 137H204V136H203ZM205 137H206V136H205ZM212 137H213V136H212ZM212 137H211L210 139H212ZM178 138H177V139H178ZM182 138H183V137H182ZM188 138H189V137H188ZM188 138H187V140H188ZM79 139H80V138H79ZM183 139H184V138H183ZM195 139H196V137H195ZM206 139H207V138H206ZM114 140H115V139H114ZM126 141L129 142L130 140H126ZM157 141H158V140H157ZM188 141H189V140H188ZM199 141H200V140H199ZM206 141H207V140H206ZM208 141H211V140H209V138H208ZM115 142H116V141H115ZM184 142L186 143V141H184ZM203 142H205V141H200V144L203 143ZM158 143H159V142H158ZM198 143H199V142H198ZM186 144H187V146H188L189 143H186ZM204 144H205V143H204ZM208 144H209V143H208ZM67 145H68V144H67ZM67 145H66V146H67ZM130 145H131V144H130ZM130 145H129V146H130ZM161 145H163V144H161ZM173 145H174V144H173ZM192 145H193V144H192ZM198 145H199V144H198ZM201 145H202V144H201ZM201 145H200V146H201ZM209 145H210V144H209ZM129 146H128V147H129ZM163 146H165V145H163ZM258 146H259V145H257V148H259ZM133 147H134V146H133ZM135 147H136V146H135ZM146 147H147V145H146ZM175 147H176V146H175ZM203 147H204V145H203ZM251 147H252V145H251ZM76 148H77V147H76ZM101 148H102V150H104V148H103L102 146H101ZM163 148H164V147H163ZM163 148H162V146H161V149H163ZM77 149H78V148H77ZM106 149H107V148H106ZM195 149H196V148H195ZM78 150H79V149H78ZM135 150H136V148L134 149V152H135ZM163 150H165V148H164ZM166 150H167V149H166ZM166 150H165L164 152H166ZM204 150H205V148H204ZM256 150L259 151L258 149H256ZM202 151H203V150H202ZM202 151H201V152H202ZM206 151H207V149H206ZM245 151H246V149H245ZM102 152H103V154H104V151H102ZM249 152H250V151H248V153H249ZM260 152H261V151H260ZM260 152H258V153H259V154H258L259 156H260ZM49 154L51 155L50 151H49ZM52 154H53V153H52ZM80 154H81V153H80ZM166 154H167V153H166ZM168 154H169V153H168ZM194 154H195V152H194ZM202 154H203V153H201L200 155H202ZM104 155H105V154H104ZM200 155H199V156H200ZM261 155H262V154H261ZM167 156H168V155H167ZM194 156H195V155H194ZM85 157H86V156H85ZM169 157H170V156H169ZM261 157H262V156H260V158H261ZM86 158H88V157H86ZM86 158H84V156H83V159H86ZM109 158H110V157H109ZM167 158H168V157H167ZM250 158H251V157H250ZM257 158H258V157H257ZM163 159H164V158H163ZM196 159H197V158H196ZM200 159H202V157H200ZM203 159H204V158H203ZM88 160H89V159H88ZM105 160L107 161V157H106ZM109 160H111V159H109ZM150 160H151V159H150ZM197 160H199V159H197ZM197 160H196V161H197ZM257 160H258V162H260V163H261V161H262V159H259V158H258ZM257 160H256V162H257ZM161 161H162V160H161ZM168 161H169V160H168ZM263 161H264V160H263ZM263 161H262V162H263ZM141 162H142V161H141ZM197 162H198V161H197ZM248 162H249V161H248ZM254 162H255V161H254ZM258 162H257V163H258ZM200 163H201V160H200ZM203 163L206 164L205 160H203ZM203 163H202V164H203ZM252 163H253V160H252ZM153 164H154V163H153ZM191 164H192V163H191ZM194 164H195V163H194ZM194 164H193V165H194ZM63 165H64V162H63ZM63 165H62V166H63ZM155 165H156V163H155ZM197 165H198V164H197ZM246 165H249V164L247 163ZM253 165H254V163H253ZM262 165H263V164H262ZM190 166H191V165H190ZM249 166H251V164H250ZM260 166H261V164H260ZM165 167H166V165H165ZM255 167H256V166H255ZM255 167H254V168H255ZM191 168H192V167H191ZM194 168H195V167H194ZM258 168H259V167H258ZM258 168L256 167L255 169L257 170ZM137 169H138V168H137ZM195 170H196V169H195ZM258 170H260V169H258ZM258 170H257V171H258ZM82 171H83V170H82ZM188 171H189V170H188ZM190 171H191V170H190ZM257 171H256V172H257ZM132 172H133V171H132ZM191 172H192V171H191ZM258 173H259V172H258ZM79 174H81V173H79ZM133 174H134V172H133ZM181 175H182V174H181ZM181 175H180V176H181ZM188 175H189V174H188ZM80 176H81V175H80ZM182 177H183V176H182ZM186 177L188 178V176H186ZM107 178H108V177H107ZM187 178H186V179H187ZM184 179H185V174H184ZM58 180H59V179H58ZM125 181H126V180H125ZM125 181H124V183H125ZM200 181H202V180H200ZM172 182H173V181H172ZM177 182H178V181H177ZM64 183H65V182H64ZM126 183H127V181H126ZM131 183H132V182H131ZM154 183H155V180H154ZM180 183H181V182H180ZM183 183H185V182L183 181ZM199 183H200V182H199ZM171 184H172V183H171ZM177 184H178V183H177ZM187 184H188V182H187ZM154 185H156V184H154ZM178 185H179V184H178ZM181 185H182V184H181ZM183 185H184V184H183ZM173 186H174V184H173ZM186 186H187V185H186ZM182 187H183V186H182ZM183 188H184V187H183ZM90 189H92V187L89 188V191H90ZM119 189H120V188H119ZM172 189H173V187H172ZM188 189H189V187H188ZM152 190H153V189H152ZM120 191H121V190H120ZM172 191H174V190H172ZM174 192H175V191H174ZM176 192H177V190H176ZM176 192H175V193H176ZM252 192H253V191H252ZM171 193H173V192H170V194H171ZM178 193H179V192H178ZM197 193H198V192H197ZM260 193H261V192H260ZM260 193H259V194H260ZM154 194H155V193H154ZM181 194H182V193H181ZM262 194H263V193H261V195H262ZM172 195H174V194H172ZM172 195H171V196H172ZM196 196H198V195L196 194ZM170 198H171V197H169V199H167V201L170 200ZM197 198H198V197H196L195 199H197ZM259 198H262V199H263L262 196L259 197ZM107 199H108V198H107ZM109 199H110V198H109ZM262 199H261V200H262ZM186 200H189V199H185V201H186ZM263 200H264V199H263ZM263 200H262V201H263ZM109 201H110V200H109ZM197 201H198V200H197ZM197 201H196V203H197ZM201 201H202V200H201ZM216 201H217V200H216ZM189 202H190V201H189ZM199 202H200V200H199ZM147 203H148V202H147ZM205 203H206V202H205ZM207 203H208V202H207ZM167 204H168V203H167ZM167 204H166V205H167ZM188 204H189V203H188ZM203 204H204V202H203ZM203 204H202V205H203ZM246 204H247V203H246ZM257 204H258V203H257ZM116 205H117V204H116ZM166 205H165V206H166ZM204 205H205V204H204ZM67 206H68V205H67ZM208 206H209V205H208ZM150 207H151V206H150ZM168 207H170V206L168 205ZM188 207H190V206H188ZM234 207H235V206H234ZM241 207H242V206H241ZM257 207H258V206H257ZM249 208H250V207H249ZM253 208H254V207H253ZM253 208H252V209H253ZM109 209H110V207H109ZM208 209H209V208H208ZM219 209H220V208H219ZM219 209H218V211H219V213H220V210H219ZM263 209H264V208H263ZM263 209H262V210H263ZM180 210H181V209H180ZM189 210H190V209H189ZM225 210H226V209H225ZM232 210H233V209H232ZM235 210H236V209H235ZM238 210H239V209H238ZM250 210H251V209H250ZM259 210H260V209H259ZM155 211H156V210H155ZM164 211H165V209H164ZM194 211H195V210H194ZM233 211H234V210H233ZM76 212H77V211H76ZM150 212H152V211L150 210ZM226 212H228V210H227ZM231 212H232V211H231ZM163 213H164V212H163ZM163 213H162V214H163ZM234 213H235V212H234ZM238 213H239V212H238ZM238 213H237V214H238ZM116 214H117V213H116ZM220 214H221V213H220ZM220 214H219V215H220ZM235 214H236V213H235ZM149 216H150V215H149ZM238 216H239V214H238ZM238 216H237V218H238ZM263 216H264V215H263ZM222 217H223V216H222ZM222 217H221V218H222ZM235 217H236V216H233L234 219H235ZM79 218H80V217H79ZM79 218H78V219H79ZM211 219H212V218H211ZM219 220H220V218H219ZM233 221H234V220H233ZM233 221H232V222H233ZM211 222H212V221H211ZM211 222H210V224H211L210 226H212V223H213V222H212V223H211ZM215 222H217V221H215ZM227 222H228V221H227ZM217 224H218V223H217ZM207 226H208V225H207ZM207 226H206V227H207ZM210 226H209V228H210ZM253 227H254V226H253ZM151 228H152V227H151ZM173 228H174V227H173ZM255 228H256V227H255ZM177 229H178V228H177ZM229 229H230V227H229ZM230 230H231V229H230ZM225 231H226V230H225ZM231 231H232V230H231ZM258 231H259V230H258ZM232 232H233V231H232ZM232 232H231V233H232ZM260 232H261V231H260ZM257 233H258V232H257ZM223 234H224V233H223ZM232 235H233V234H232ZM255 235H256V234H255ZM232 237H233V236H232ZM232 237H231V238H232ZM245 237H246V236H245ZM247 237H248V236H247ZM165 240H166V239H165ZM167 241H168V240H167ZM168 243H169V241H168ZM170 245H172V244H170ZM160 246H161V245H160ZM171 248H172V247H171ZM217 253H218V251H217ZM220 253H221V252H220ZM214 255H215V254H214ZM214 255H213V256H214ZM218 256H219V254H218ZM214 257L217 258V255L214 256ZM214 257H213V258H214ZM216 258H215V259H216ZM119 261H120V258H119ZM216 261H217V260H216Z\"/></svg>",
    "mask_w": 264,
    "mask_h": 264
}]
</instances>
